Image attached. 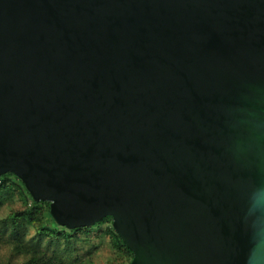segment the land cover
I'll use <instances>...</instances> for the list:
<instances>
[{"label":"water","instance_id":"water-1","mask_svg":"<svg viewBox=\"0 0 264 264\" xmlns=\"http://www.w3.org/2000/svg\"><path fill=\"white\" fill-rule=\"evenodd\" d=\"M129 264L264 250V0H0V175Z\"/></svg>","mask_w":264,"mask_h":264},{"label":"rangeland","instance_id":"rangeland-1","mask_svg":"<svg viewBox=\"0 0 264 264\" xmlns=\"http://www.w3.org/2000/svg\"><path fill=\"white\" fill-rule=\"evenodd\" d=\"M132 253L116 235L111 217L67 229L33 201L12 173L0 175V264H129Z\"/></svg>","mask_w":264,"mask_h":264},{"label":"clouds","instance_id":"clouds-1","mask_svg":"<svg viewBox=\"0 0 264 264\" xmlns=\"http://www.w3.org/2000/svg\"><path fill=\"white\" fill-rule=\"evenodd\" d=\"M250 205L255 210H264V188H257L251 194ZM253 264H264V250L256 254Z\"/></svg>","mask_w":264,"mask_h":264},{"label":"trees","instance_id":"trees-1","mask_svg":"<svg viewBox=\"0 0 264 264\" xmlns=\"http://www.w3.org/2000/svg\"><path fill=\"white\" fill-rule=\"evenodd\" d=\"M49 203V202H48ZM51 220H52V218H51ZM53 221V220H52ZM54 222V221H53ZM116 233V232H115ZM117 235V234H116ZM118 236V235H117ZM119 237V236H118ZM120 239V238H119ZM125 246V245H124Z\"/></svg>","mask_w":264,"mask_h":264}]
</instances>
